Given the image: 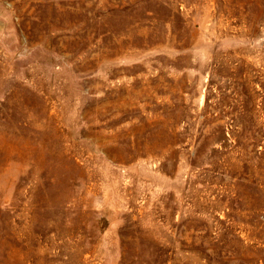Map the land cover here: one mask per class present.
<instances>
[{"label": "rangeland", "instance_id": "374dc122", "mask_svg": "<svg viewBox=\"0 0 264 264\" xmlns=\"http://www.w3.org/2000/svg\"><path fill=\"white\" fill-rule=\"evenodd\" d=\"M0 264H264V0H0Z\"/></svg>", "mask_w": 264, "mask_h": 264}]
</instances>
